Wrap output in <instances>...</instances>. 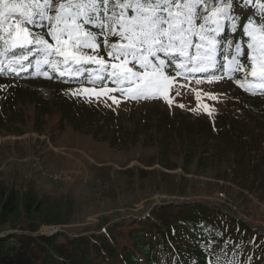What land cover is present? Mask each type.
Here are the masks:
<instances>
[{
  "label": "rangeland",
  "instance_id": "rangeland-1",
  "mask_svg": "<svg viewBox=\"0 0 264 264\" xmlns=\"http://www.w3.org/2000/svg\"><path fill=\"white\" fill-rule=\"evenodd\" d=\"M105 28L109 29V24ZM243 39L244 49L251 54L246 47L251 38L244 36ZM231 40L232 34L227 31L223 41L230 43ZM100 53L108 59L103 51ZM21 63L14 61L11 68L20 67ZM61 70L68 69L63 65ZM136 70H140L138 66ZM164 71L172 78L168 89L171 104L158 93L133 98L131 103L118 97L114 102L108 93H101L99 99L95 95H91V99L71 95L73 90L95 87L97 83L89 79L68 85L62 77L45 76L43 72L36 77L21 78L23 87L37 91L51 102L57 98H75L73 103H76L71 111L73 120L69 116L64 118L54 105L50 114L37 124L34 103L21 99L18 110L23 116L17 123L21 131L0 130V182L22 190L34 188L49 202H67L72 208L67 223L42 225L39 233L100 234L114 222L121 221L112 234L127 243L130 231L142 223L133 222L148 216L154 207L173 203L177 211L185 202H203L211 208H220L228 216L242 219L264 233V170L253 180L249 170L241 174L231 161L232 155L199 154L187 165L186 171L179 146L181 140L175 142L176 147L171 144L163 157L174 165L169 169L161 163L160 148L151 133L161 113L188 125L199 120L214 121L219 113L233 111L253 115L256 120L262 116L264 126V90L259 88L258 79L250 73V81L246 82L242 74L236 76L224 67L210 75L189 74L172 66ZM83 76L93 75L85 72ZM123 95L126 94H118ZM37 125L41 130L35 129ZM262 166L264 168V163ZM21 228L23 223L7 224L0 229V236L21 234ZM153 232L156 233V229ZM61 238V242L65 240Z\"/></svg>",
  "mask_w": 264,
  "mask_h": 264
},
{
  "label": "trees",
  "instance_id": "trees-1",
  "mask_svg": "<svg viewBox=\"0 0 264 264\" xmlns=\"http://www.w3.org/2000/svg\"><path fill=\"white\" fill-rule=\"evenodd\" d=\"M67 2L68 0H52V5L56 8L59 3ZM258 2L264 3V0H258ZM228 3H231L232 9L236 8L235 0H203L209 13L213 6L222 7ZM107 7L113 10L114 0H109ZM253 7L254 10H251ZM260 11L254 2L252 6L242 10L239 22L243 23V19L252 16L253 12L260 15ZM198 13L201 19L196 21L197 26L203 22L202 16L206 14L203 8H199ZM49 14L54 15V12ZM104 15L110 16L111 11ZM253 19L259 26V20L255 17ZM106 24L109 22L106 21ZM224 27L225 31L219 39L225 40L228 31L232 34V41L227 51L223 48L219 49L218 64L234 68L235 65L227 64L224 56L227 55L231 60L238 39L236 34L230 32V24L225 23ZM111 28L119 30L115 28V23H111ZM89 30L98 34V42L101 44L99 51H103V54L107 56L109 48L102 43L104 37L99 35L101 29L89 27ZM46 31V28L33 29V32L39 33H46ZM45 38L50 43H54L50 36ZM107 38L109 43L118 42L119 39L111 32L108 33ZM6 39L8 36L0 33V51L6 47L4 44ZM244 41L242 38L244 51L242 62L246 65L247 74L245 72H235V74L236 76L242 74L248 82L251 61L248 59L249 52L244 49ZM189 51L194 55V48ZM21 54L22 50L17 49L14 52L10 51L6 56H0V60H3V65L0 66L2 69L0 70V130L7 129L9 133L21 131L22 128L17 125L22 121L23 116V113L18 110L19 104H22L21 99L34 103L37 124L43 119L42 117L50 114L54 105L62 111L64 118L69 116L73 120L71 111L76 105L73 103L75 98H57L56 101L51 102L39 95L37 91L21 85V75L13 74L8 68L9 61ZM99 55L101 56V53ZM160 55L164 57L163 54ZM108 60H110L109 57ZM166 63L174 62L168 60ZM45 69L46 67L39 70L34 68L27 72ZM50 73L56 77L55 71L52 70ZM81 78L83 79L84 76ZM74 79L68 78L64 83L69 85ZM105 82L106 85H96L95 90L100 92L105 86L112 88L114 85ZM119 93L121 92H109L108 95L110 98H119L129 103L133 101L131 96L120 97ZM241 114L233 113V111L225 114L222 112L214 121L199 120L190 122L188 125H183L180 120L169 114H158L151 133L155 135L159 145L161 163L173 169L174 165L172 166L164 158L171 144L176 147L175 142L181 140L179 146L186 171L187 165L199 154L201 156L212 154L218 157L232 155L231 161L240 169L241 174L247 169L255 180L260 170H264L262 116L256 120L253 115ZM35 129L41 130L38 125ZM224 139L227 140L226 144ZM211 141L216 144L212 145ZM141 171L145 172V170ZM247 187L252 189V186ZM176 207L177 205L173 203L161 204L154 207L143 219L134 220L133 224L138 221L142 223L130 231L127 243L121 242L120 238L112 234L113 229L121 221L114 222L100 234L69 236L64 232H56L49 235L39 233L38 230L42 225L56 226L67 223L71 215V206L67 202L58 200L49 202L47 198L38 195L34 188L28 187L22 190L0 182V229L7 224L23 223L21 234L9 233L0 236V264H206V261L207 264H264V233L251 228L248 222L235 216H228L222 209L211 208L203 202H185L179 206L180 210L175 211ZM154 229L156 233L153 232ZM35 232L38 233L34 234ZM61 237L65 239L62 242ZM249 238H252L251 242L248 241ZM182 241L184 244H181Z\"/></svg>",
  "mask_w": 264,
  "mask_h": 264
},
{
  "label": "snow or ice",
  "instance_id": "snow-or-ice-1",
  "mask_svg": "<svg viewBox=\"0 0 264 264\" xmlns=\"http://www.w3.org/2000/svg\"><path fill=\"white\" fill-rule=\"evenodd\" d=\"M254 2L261 14L253 12L240 23L242 10ZM108 3L109 0H68L53 8L52 0H0V33L8 36L0 56L19 49L22 54L9 61L10 68L14 61H27L29 56H33L36 57L37 70L41 64L47 65L62 78L80 77L87 72L95 76L93 83L107 81L117 86H105L100 92L81 88L73 90L72 96L84 95L91 99V95H95L99 99L101 93L119 91L135 99L158 93L171 104L168 89L172 78L164 71L171 65L166 60L175 62L177 69L189 74L206 73L217 68V53L221 48L219 37L225 31V23H228L238 39L231 60L224 56L227 64L235 65L229 71L247 74L246 65L242 62L244 51L241 41L244 36L251 38L246 45L251 50L248 57L250 72L253 78L258 79L259 88L264 90V4L258 0H235V9L228 3L224 7L213 6L210 13L203 0H114L113 10L108 9ZM199 8H203L206 14L197 26L196 21L201 19ZM109 11L111 15L105 17ZM253 17L259 20V26ZM106 21L111 34L119 38L118 42L109 43L108 33L103 32ZM111 23H115L119 30L112 29ZM89 27L101 29L99 35L104 37L102 43L109 48L107 55L110 60L106 61L98 54L101 46L98 34L90 31ZM37 28H46L47 31L33 32ZM257 31L261 33L259 36ZM45 36H50L54 43ZM193 48L194 55L189 51ZM61 63L67 71L60 69ZM2 65L3 60H0ZM137 66L140 70H136ZM43 75L48 76V72H43ZM237 84H240L239 80ZM112 99L115 102L116 98ZM205 110L208 111L207 105Z\"/></svg>",
  "mask_w": 264,
  "mask_h": 264
}]
</instances>
